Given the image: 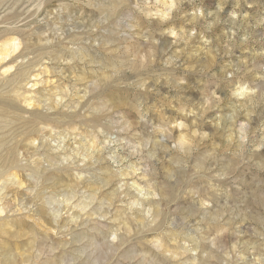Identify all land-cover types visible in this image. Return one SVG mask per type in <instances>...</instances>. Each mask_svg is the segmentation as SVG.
Wrapping results in <instances>:
<instances>
[{
	"label": "rangeland",
	"instance_id": "rangeland-1",
	"mask_svg": "<svg viewBox=\"0 0 264 264\" xmlns=\"http://www.w3.org/2000/svg\"><path fill=\"white\" fill-rule=\"evenodd\" d=\"M0 264H264V0H0Z\"/></svg>",
	"mask_w": 264,
	"mask_h": 264
}]
</instances>
